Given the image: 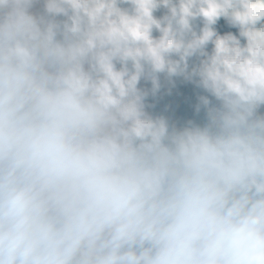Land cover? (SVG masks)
I'll use <instances>...</instances> for the list:
<instances>
[{"label":"clouds","instance_id":"9594fccd","mask_svg":"<svg viewBox=\"0 0 264 264\" xmlns=\"http://www.w3.org/2000/svg\"><path fill=\"white\" fill-rule=\"evenodd\" d=\"M0 264H264V0H0Z\"/></svg>","mask_w":264,"mask_h":264}]
</instances>
